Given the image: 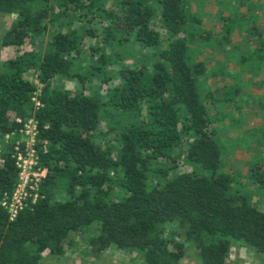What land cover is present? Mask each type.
Wrapping results in <instances>:
<instances>
[{"label": "trees", "instance_id": "trees-1", "mask_svg": "<svg viewBox=\"0 0 264 264\" xmlns=\"http://www.w3.org/2000/svg\"><path fill=\"white\" fill-rule=\"evenodd\" d=\"M187 4L0 0V14L15 15L0 36L13 50L0 71V139L32 118L47 169L13 219L0 205V264H39L75 246L84 256L121 250L135 264H181L190 248L199 264H232V244L264 261V208L252 201L263 160H250L248 189L222 169L212 94L201 91L207 64L196 58L197 36L228 42L230 18L212 43ZM252 32L263 60L264 33ZM71 79L73 90L58 86ZM223 88L227 102L240 93ZM13 146L2 142L0 200L18 180Z\"/></svg>", "mask_w": 264, "mask_h": 264}, {"label": "rangeland", "instance_id": "rangeland-1", "mask_svg": "<svg viewBox=\"0 0 264 264\" xmlns=\"http://www.w3.org/2000/svg\"><path fill=\"white\" fill-rule=\"evenodd\" d=\"M187 3L192 15L200 20L199 27L211 34L212 43L223 28V16L230 18L228 25L232 30L228 42L210 47L197 36L200 40L197 51L201 52L196 58L205 59L207 64L200 76L201 91L212 94L213 102L208 99V109L216 135L223 144L222 169L231 173L236 187L248 189L252 185L248 176L250 160L262 159L264 167V59L256 56V33L252 32L264 33V0H187ZM14 20L15 15L0 14V36ZM199 27L194 31H199ZM12 51L11 47L0 45V71ZM237 85L240 93L234 101L223 100V87ZM58 86L73 90L76 83L72 79L62 80ZM12 138L21 139V133ZM2 148L1 144L0 154ZM180 168L190 167L183 161ZM56 194L58 198L64 197L63 191ZM252 201L264 208V188L253 194ZM81 250L75 246L73 251L67 250L61 256L43 252L39 264H135L131 254L114 248L105 249L99 256H84ZM229 259L232 264H264L258 255L240 244H232ZM181 264H199L190 248Z\"/></svg>", "mask_w": 264, "mask_h": 264}, {"label": "built area", "instance_id": "built-area-1", "mask_svg": "<svg viewBox=\"0 0 264 264\" xmlns=\"http://www.w3.org/2000/svg\"><path fill=\"white\" fill-rule=\"evenodd\" d=\"M37 87L39 84L35 81ZM38 93L36 90L35 94ZM35 104L36 97L33 98ZM36 123L34 120L28 119L23 128L20 130L21 139H13V135L6 134L0 139V147L2 142L9 143L13 141L12 156L15 159V165L18 168L17 184L11 196L4 197L0 200V205L7 209L10 219H13L18 210L21 209L29 200L35 201L38 196V185L41 179L46 175L47 169L38 165L37 151L35 148Z\"/></svg>", "mask_w": 264, "mask_h": 264}]
</instances>
